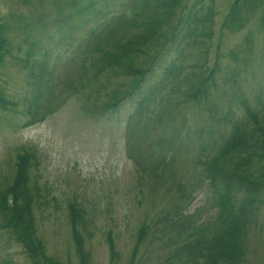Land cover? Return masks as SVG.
<instances>
[{
    "label": "rangeland",
    "instance_id": "obj_1",
    "mask_svg": "<svg viewBox=\"0 0 264 264\" xmlns=\"http://www.w3.org/2000/svg\"><path fill=\"white\" fill-rule=\"evenodd\" d=\"M176 1L175 22L196 3ZM199 1V17L214 12L181 40L176 63L183 68L165 70L171 56L161 68L153 61L141 110L137 97L106 113L102 106L112 92L133 79L104 69L147 41L143 9L156 0H0L7 55L0 61V190L12 184L18 157L33 155V216L52 260L80 264L73 206L82 216L90 264H204L197 241L222 228L208 163L235 124L264 123V0ZM169 4L160 6L151 27L165 23ZM149 56L139 53L142 60ZM204 77L209 92L190 99ZM37 98L35 117L30 109ZM243 198L232 215L244 237L239 264H264V187L246 212ZM144 225L149 232L142 242ZM6 261L34 264L17 239L1 233L0 264Z\"/></svg>",
    "mask_w": 264,
    "mask_h": 264
},
{
    "label": "trees",
    "instance_id": "obj_2",
    "mask_svg": "<svg viewBox=\"0 0 264 264\" xmlns=\"http://www.w3.org/2000/svg\"><path fill=\"white\" fill-rule=\"evenodd\" d=\"M211 1V0H210ZM200 1L196 0L194 6L199 5ZM213 2H216L214 0ZM238 3V1H236ZM168 0H156L155 4H150L144 12V20L149 24L147 30V41L144 43H135L122 52L121 57L115 62H109L105 71L110 70L111 73L120 72L121 76L132 78V83L126 90L116 89L112 92L108 101L102 106L106 113L109 110L119 111L122 108L124 100L130 98L133 101L137 97L139 101L135 109L137 112L141 110L142 101L149 97L150 88H144L143 84L147 80V75L152 71V62L161 68L167 57H172L171 61H167L166 69L169 72H177L178 68H183L176 63L179 56L178 49L181 40L187 35L194 24H201L202 20H207V15L212 14L213 9L199 17L198 11L204 9V5L194 12V6L183 8L180 10L182 16L174 21L175 9L180 6L176 0H170L168 7V16L165 23L161 21L160 28L151 27V23L157 21L156 14L162 10L160 6H164ZM231 7V15L236 12L238 4ZM188 9V10H187ZM151 17L147 19L148 13ZM197 15V16H196ZM162 19V16L160 17ZM208 23V21H206ZM173 23L175 27L173 26ZM230 24L231 21H230ZM144 26L145 23H135V27ZM141 26V27H142ZM167 26L165 30L162 28ZM0 37V61L7 55L4 53L5 44L2 41L3 29ZM161 29V30H160ZM171 32V34H170ZM168 43L169 46L167 45ZM139 53L150 54L145 60L139 59ZM126 57V58H122ZM138 61L143 63L137 64ZM174 61V62H173ZM111 68H114L112 70ZM213 72H215L213 70ZM210 78H214V73L210 74ZM188 77V75H187ZM186 77V78H187ZM214 80V79H213ZM209 80L204 77L203 82L198 88H192L187 94L190 99L200 101L202 93H208L207 85ZM183 84V83H182ZM142 85V86H141ZM205 94V95H206ZM5 104V101H1ZM40 111L39 100H35L33 107L30 109L31 116H38ZM250 120L252 114L248 110ZM220 155L218 158L211 160L208 165L210 186L218 194L220 209V226L222 228L219 234L208 240L205 237L198 239L200 244L198 248V256L202 257L204 264H239L244 257V242L241 235V221L232 217L234 207L239 195L245 194L241 204V211L246 212L255 202L256 196L264 187V123L257 122L256 125L247 129L246 124H235L230 136L221 141ZM33 155L24 154L18 157L16 164L15 177L11 185L4 191L0 190V234L10 233L12 239L19 241L23 248L27 251V256L33 260L34 264H62L52 260L46 255L43 241L38 238L33 216V203L38 199L35 192L31 189L30 183L32 177L30 173L31 161ZM31 186V187H30ZM33 188V187H32ZM70 223L72 226V236L79 257L80 264H90L91 257L86 251L84 238L81 236L80 224L82 216L78 211L71 207ZM229 217V218H228ZM149 229L145 225L140 229V236L143 237L142 242L146 239ZM139 236V237H140ZM140 237V238H141ZM109 249L112 259H116L117 251L113 239L109 237ZM204 244H206L204 246ZM204 246V247H203ZM202 249V250H201ZM192 253L193 251H189ZM3 264H12L6 261ZM130 264H134L131 261Z\"/></svg>",
    "mask_w": 264,
    "mask_h": 264
}]
</instances>
